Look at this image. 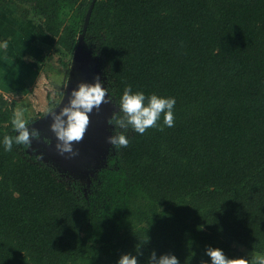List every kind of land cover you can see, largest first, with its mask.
Here are the masks:
<instances>
[{"label":"trees","instance_id":"obj_1","mask_svg":"<svg viewBox=\"0 0 264 264\" xmlns=\"http://www.w3.org/2000/svg\"><path fill=\"white\" fill-rule=\"evenodd\" d=\"M15 1L56 41L49 59L73 56L92 0ZM83 42L115 112L131 85L174 97L175 125L129 128L88 184L67 181L24 145L5 151L15 103L0 95V264H118L138 244L139 264L264 257V0H96Z\"/></svg>","mask_w":264,"mask_h":264},{"label":"clouds","instance_id":"obj_2","mask_svg":"<svg viewBox=\"0 0 264 264\" xmlns=\"http://www.w3.org/2000/svg\"><path fill=\"white\" fill-rule=\"evenodd\" d=\"M0 47L7 49V41L0 44ZM109 102L111 97L108 88L103 86V82L97 76L95 83H79L78 87L71 91L67 105L63 106L58 113L55 109H49L48 116L51 115L53 119L50 128L56 136L58 141L56 148L61 155L78 154L74 151L73 144L84 139L90 126V114L94 109L98 111L102 104ZM175 104L174 97H163L157 94L146 96L143 91H133L132 86L127 85L119 100V110L114 112L108 120V124L124 131H115L108 137V143L117 150L127 148L131 142L127 136L129 128L136 133L144 134L149 128L158 127L163 130V126L174 127ZM161 119L163 126L160 124ZM12 124L17 135L4 137L5 151H12L13 144L24 145L30 149L33 139H41L39 130L35 128L30 130L29 122L24 118L22 111L14 113ZM44 143L51 145L52 141L45 137ZM138 245L136 246L137 255L123 254L118 264H139L138 256L143 253L141 245ZM206 255L211 258V264H264V257L228 258L220 248L208 247ZM148 264H180V261L174 254L168 253L158 257L153 251Z\"/></svg>","mask_w":264,"mask_h":264},{"label":"crops","instance_id":"obj_3","mask_svg":"<svg viewBox=\"0 0 264 264\" xmlns=\"http://www.w3.org/2000/svg\"><path fill=\"white\" fill-rule=\"evenodd\" d=\"M31 18L30 5L0 0V44L8 43L7 49L0 47V95L13 101L15 113L22 111L27 121L54 108L63 94L62 85L58 88L63 72H54L48 58L49 47L45 43H50L51 39L39 40L42 43L39 46ZM41 20L42 24L38 26L44 32ZM48 81L54 85L53 92ZM32 97L36 100L35 106Z\"/></svg>","mask_w":264,"mask_h":264},{"label":"water","instance_id":"obj_4","mask_svg":"<svg viewBox=\"0 0 264 264\" xmlns=\"http://www.w3.org/2000/svg\"><path fill=\"white\" fill-rule=\"evenodd\" d=\"M95 1L96 0H92L91 6L85 18L83 32L79 36L78 46L73 53L72 66L69 72L65 92L63 93L59 104L52 108L55 109L57 113L62 109L63 106L67 105L71 91L77 88L79 83L96 82V76H98V74L97 70H95V67L93 66V63L95 62V64H97L98 62L96 61V58H92L91 51L89 53L86 52L83 42L86 27ZM90 59H93L92 61L94 62H92ZM108 104L115 109L112 101ZM110 106H107L106 103L102 104L98 111L94 109L90 114V126L85 133L84 139L79 143L74 142L73 144L74 151L78 152L77 155H72L71 153H65L61 155L58 152L56 148L58 141L50 128L51 124L53 123V119L51 115L48 116L49 111L29 124L30 130L32 128L39 130L41 133V139H33L32 147L30 149L28 148L27 150L38 149V151H35L44 152V150L47 148L48 151L45 152L46 155L52 159L55 165H57L59 168H64V170L80 173L82 169L86 170L90 165L98 166V162L104 158L106 153L102 154V150L98 151L96 154L95 152L99 150L100 143H102L105 135H111L110 130H108V128L105 126L108 123V107ZM45 137L52 141L51 145L44 143ZM92 154H94V158L89 160V157Z\"/></svg>","mask_w":264,"mask_h":264},{"label":"rangeland","instance_id":"obj_5","mask_svg":"<svg viewBox=\"0 0 264 264\" xmlns=\"http://www.w3.org/2000/svg\"><path fill=\"white\" fill-rule=\"evenodd\" d=\"M33 19L32 20H33L34 25L33 26L31 25V26H32L33 32L36 34L37 39L38 40L47 41L48 36H46L45 35V32H43V29L40 26H38L39 24L40 25L42 24L41 18L40 17H38V18L33 17ZM51 42H54L53 45L55 47L57 46L56 41L52 40V41H50V44H51ZM54 46H53V50H50V52L52 54L51 57H50V60H51L50 65L53 66L54 72H56V73L59 70H62L63 73H62V77H61L60 84H58V88H60V85H62V93H64L65 92V88H66V84H67V80H68V77H69V72H70L71 66H72L73 56H70V55H68V54H66L64 52L62 53V56H61L60 53H56L55 52L57 50L55 49ZM57 52H59V51H57ZM86 52L89 53L90 51L89 50H86ZM91 56H92V58H96V61L98 62L97 64H95V62L92 61L93 59H90L92 62H94L93 63V66L95 67V70H97V74H98L100 80L103 82V86L106 87L105 84H104V81H105L104 72H103V70H102V68H101V66L99 64L98 57L97 56H93V55H91ZM64 60H66V61L67 60L68 61L70 60L69 63H68V65H66V66L63 65V61ZM50 83H52V82L51 81L50 82L48 81V84L47 85H48L49 88H51L50 90L52 91V90H54V88H53L54 85L52 84V86H51ZM61 95L63 96V94H61ZM62 96L59 97L58 104H59ZM31 100H32V103L35 106V104H36L35 98L32 97ZM58 104H56L55 106H57ZM106 105L107 106H110L108 103H106ZM115 110H116V108L114 109V107H111V106L108 107V120L112 117V115L115 112ZM34 116H37V115H34ZM38 118L39 117H35V120L38 119ZM29 120H28V122H29ZM108 120H107V122H108ZM31 122H33V121H31ZM29 124H30V122H29ZM105 126L108 128V130H110L111 135H113L114 134L112 132L113 126L110 125V124H108V123ZM107 136H108V134L105 135L104 139L102 140V143H100L99 150H97L95 152V154H96L98 151H101L102 150V152H101L102 154L103 153L104 154L106 153L105 156H104V158L98 162V166H96V165L95 166L90 165L86 170L85 169H82L80 173L79 172H73V171H70V170H64V168H59L57 165H55L54 162L52 161V159L49 156H47L46 153H45V152L48 151L47 148H46V150H44V152L43 151L36 152V151H38V149L27 150V151L31 155H36L38 157V160H40L42 162H45V163H47V164H49V165H51V166H53L55 168H58L61 172H64L65 173L64 175L66 176V180L67 181L75 178V179H78V180H80V181L85 182V183L88 184L89 181H90L89 177L92 176L95 173V171L98 170V168L102 164L105 163V161H106V159L108 157V154H109V152L111 151V149L113 147L111 144L108 143V137L109 136L108 137ZM89 158H90L89 160H92L94 158V154H92ZM236 248L238 249V251H242L244 253L243 254L230 253V254H226V256L228 258H240V257H243V255L246 256V257H248V256H254V257H256V255H257V254L256 255L253 254V252L248 251V249H246L245 247H243L241 245H236ZM257 256L258 257H261L259 255H257Z\"/></svg>","mask_w":264,"mask_h":264}]
</instances>
